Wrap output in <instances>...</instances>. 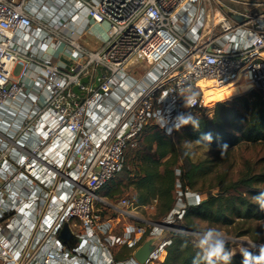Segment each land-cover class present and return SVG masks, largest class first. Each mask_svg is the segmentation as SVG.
Returning <instances> with one entry per match:
<instances>
[{
	"label": "built area",
	"instance_id": "1",
	"mask_svg": "<svg viewBox=\"0 0 264 264\" xmlns=\"http://www.w3.org/2000/svg\"><path fill=\"white\" fill-rule=\"evenodd\" d=\"M52 1L0 0V111L23 116L0 121V264H141L136 249L151 234L180 231L173 226L186 207L165 216L164 228L146 220L121 230L98 208L100 190L146 129L173 135L186 126L177 128L179 116L212 107L208 89L246 79L243 93L264 97V9L248 8L264 1ZM81 15L109 26L97 49L77 39ZM43 46L64 47L71 62L42 56ZM66 223L74 246L60 236ZM171 243L168 234L145 264L163 262ZM126 246L132 252L119 257Z\"/></svg>",
	"mask_w": 264,
	"mask_h": 264
},
{
	"label": "trees",
	"instance_id": "2",
	"mask_svg": "<svg viewBox=\"0 0 264 264\" xmlns=\"http://www.w3.org/2000/svg\"><path fill=\"white\" fill-rule=\"evenodd\" d=\"M252 96L253 100L244 97L241 107L238 106L241 98L238 96L232 101H218L212 107L197 109L193 117L198 121V128L187 127V137L221 150L229 149L242 141H264V97L254 91ZM145 132L146 146L141 148L140 173L130 183L137 191L135 204L147 206L155 203V219H158L167 216L175 208L178 183L185 190L187 187L194 188L197 179L212 168L205 161L193 163L187 169L179 165L180 152L173 137L177 131L171 135L151 126ZM204 133H211L210 143L201 140ZM262 184L264 171L249 173L230 182L219 175L216 184L218 193L211 194L199 203L190 201L182 219L186 222L183 227L192 232L199 231L196 222L199 219L225 225H232L237 219H264V211H260L252 197L228 193L245 186L255 196L264 191L260 187ZM169 235L172 243L168 246V255L159 264H205V261L198 259L199 249L193 246V233L176 230ZM254 239L258 240L259 237ZM131 252L132 249L126 246L120 257L128 256ZM252 257V264H264V260ZM244 259V253H238L230 257L228 264H243Z\"/></svg>",
	"mask_w": 264,
	"mask_h": 264
},
{
	"label": "rangeland",
	"instance_id": "3",
	"mask_svg": "<svg viewBox=\"0 0 264 264\" xmlns=\"http://www.w3.org/2000/svg\"><path fill=\"white\" fill-rule=\"evenodd\" d=\"M251 1L260 2L264 0ZM54 2L55 1L53 0L52 3L54 4ZM55 6L60 7L58 3L55 4ZM236 7L244 8L243 5H236ZM248 8L252 11L258 9L257 12L264 9L263 6L257 7L252 5L248 6ZM44 15L49 16L51 15V12L44 9ZM17 71L19 72V68ZM238 96L241 97L238 101V106L240 107L242 106V99L244 97L253 100L252 92L239 94ZM230 99L231 98L225 100ZM213 105L214 102L211 103V106ZM187 127L194 126L190 123L185 127L176 130L177 132L173 136L180 152L179 165L183 166L184 169H187L193 163L205 161L206 164L212 168L210 172L199 177L197 179V185L194 188H191L193 191L201 192L202 200L207 199L211 194L218 193L219 188L216 184L219 175L223 176L230 182L246 176L249 173H259L264 171V141H242L229 149L221 150L202 142L190 140L187 137V131L185 130ZM145 133L146 132L144 131L135 145L127 148L124 169L116 174L115 177L102 190H100V195L104 200L102 203L98 204V208L102 210V213L116 217L120 208H122L126 213L132 214V219L137 221L139 218H142V223L147 222L146 220L162 221L164 219V217L155 219L157 213L155 203L141 207L135 205V195L137 191L130 183L131 179L140 173L141 148L146 146L144 138ZM260 187L264 188V184L260 185ZM184 191L185 189H182L181 186L177 185L175 207L180 209L188 207L193 198L190 195H186ZM228 193L242 194L252 198L254 197L253 194H251L250 189L245 186L232 189ZM196 222L199 231L210 227L221 231L227 239L226 248L230 252V257L238 253H244L245 251L250 252L255 258L260 256V246L264 245V219H237L232 225H225L216 222L211 223L200 219ZM185 223V220L181 219L177 220L174 224L175 226L183 227L186 225ZM254 237H259V239L255 240ZM221 264H223V262H221Z\"/></svg>",
	"mask_w": 264,
	"mask_h": 264
},
{
	"label": "crops",
	"instance_id": "4",
	"mask_svg": "<svg viewBox=\"0 0 264 264\" xmlns=\"http://www.w3.org/2000/svg\"><path fill=\"white\" fill-rule=\"evenodd\" d=\"M66 8L68 9V8H70V6H66ZM74 26L78 29V32H77L78 33V36H77L78 41L90 49H97L105 41V38L108 37L109 26L107 23H94V22L90 21L86 16H83V15H81V17H79L76 20V22L74 23ZM40 53L44 57L51 58L52 61H54V62H63V63H70L71 62L70 61V52L65 50L64 47H60V49L54 50L51 46H43L41 48ZM18 68H19V72L17 71ZM20 71H21V65H17L15 67V70H14L15 77L18 78L20 76ZM130 72L134 76L139 77L144 72L143 65L136 66V67L132 68L130 70ZM29 82H34L33 78L30 77ZM32 86H33V84H32ZM32 89H33L32 93L36 94L37 93L36 88H34V86H33ZM13 115H15L13 112L2 110V111H0V121H2V122H7V121L16 122V121H20L23 117L19 114L18 115L19 117L17 119ZM14 124H16V123H14ZM191 201H193V200H191ZM136 206L141 207L139 205H136ZM133 216H134V214H133ZM116 220L120 221L118 227L121 230H123L124 227L128 226L129 224L134 223V221L135 222L138 221V222L142 223V218H139L136 221L135 219H132V214H129V213H127L126 216H122V215L118 214L116 216ZM123 249H124V247L118 250V252H119L118 256L119 257L121 256Z\"/></svg>",
	"mask_w": 264,
	"mask_h": 264
},
{
	"label": "clouds",
	"instance_id": "5",
	"mask_svg": "<svg viewBox=\"0 0 264 264\" xmlns=\"http://www.w3.org/2000/svg\"><path fill=\"white\" fill-rule=\"evenodd\" d=\"M190 100H186V106ZM177 128L191 123L194 127L198 128V121L195 120L190 114L181 115L178 118ZM163 127L164 125L161 124ZM169 134L171 129L168 130ZM202 141L211 142V133H204L201 136ZM223 155V152H222ZM255 203L259 205L260 211H264V191L259 192L253 197ZM194 239L192 240L193 246L199 249L198 259L205 261V264H228L230 260V252L226 248L227 239L216 228H207L193 233ZM245 259L243 264H252V254L248 251L244 252ZM264 260V245L260 246V256L256 258Z\"/></svg>",
	"mask_w": 264,
	"mask_h": 264
},
{
	"label": "water",
	"instance_id": "6",
	"mask_svg": "<svg viewBox=\"0 0 264 264\" xmlns=\"http://www.w3.org/2000/svg\"><path fill=\"white\" fill-rule=\"evenodd\" d=\"M235 17L239 21L242 20V16H240V15H236ZM87 81H88V78L84 77L83 82H87ZM74 90L79 93V87L78 86H75ZM154 223H155V225H157L161 228H164L167 225V224L163 223L162 221H154ZM173 227L179 229L180 231L194 233V232H192L189 229L184 228V227H179V226H175V225ZM168 234H169L168 232H164L162 234H151V235H149L146 238V240L136 249V251L134 253V256L136 257V259L141 264H145L146 261L149 259L151 253L157 248V246L159 245L161 240L168 236ZM60 236L64 240V242H66L69 245L74 246L77 243V239L73 235L71 228H70L68 223H66L64 225V227L62 228Z\"/></svg>",
	"mask_w": 264,
	"mask_h": 264
},
{
	"label": "bare ground",
	"instance_id": "7",
	"mask_svg": "<svg viewBox=\"0 0 264 264\" xmlns=\"http://www.w3.org/2000/svg\"><path fill=\"white\" fill-rule=\"evenodd\" d=\"M251 87V83L246 79H243L242 83L232 87L225 85L219 88H210L206 91V100L210 104L217 100H223L230 98L233 95L242 94L243 92L248 91Z\"/></svg>",
	"mask_w": 264,
	"mask_h": 264
}]
</instances>
